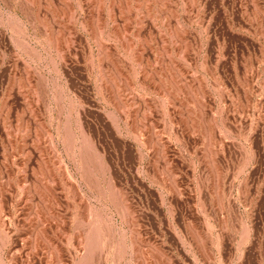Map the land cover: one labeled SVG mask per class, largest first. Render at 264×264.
<instances>
[{
	"label": "rangeland",
	"instance_id": "374dc122",
	"mask_svg": "<svg viewBox=\"0 0 264 264\" xmlns=\"http://www.w3.org/2000/svg\"><path fill=\"white\" fill-rule=\"evenodd\" d=\"M0 264H264V0H0Z\"/></svg>",
	"mask_w": 264,
	"mask_h": 264
}]
</instances>
